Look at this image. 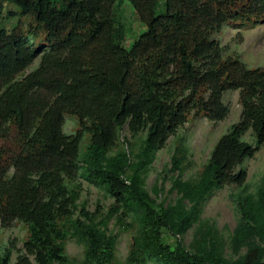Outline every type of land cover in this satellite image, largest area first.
I'll return each mask as SVG.
<instances>
[{
	"label": "trees",
	"instance_id": "trees-1",
	"mask_svg": "<svg viewBox=\"0 0 264 264\" xmlns=\"http://www.w3.org/2000/svg\"><path fill=\"white\" fill-rule=\"evenodd\" d=\"M123 1L0 0V112L16 122L25 145L17 152L0 150V223L21 221L29 231L27 254L14 264H32L31 256L37 264H66L73 230L86 239L88 264H120L109 220L96 221L85 207L86 222L73 218L80 193L67 182L81 170L114 198L109 216L125 224L130 211L140 213L126 264H147L146 254L161 264H264V184L256 196L238 200L241 223L231 244L236 254L247 247L244 256L224 257L212 228L196 240L194 252L181 241L215 190L245 184L242 166L264 145V67L223 58L212 39L230 23L264 21V0H126L145 26L129 48ZM5 3L33 18L42 45L5 34ZM44 47L68 64L64 73L50 72V78H35L25 93L5 95L9 76L25 71ZM228 91H239L241 120L218 140L197 181L182 178L177 149L172 189L180 198L158 202L143 178L154 152L190 116L224 120ZM36 93L41 98L34 106L29 98ZM67 114L80 122L72 135L63 131ZM125 127L145 134L139 150L110 155ZM250 129L254 143L243 139ZM85 134L90 139L81 159ZM164 232L176 239L174 246L164 241ZM11 257V250L0 248V264H13Z\"/></svg>",
	"mask_w": 264,
	"mask_h": 264
},
{
	"label": "rangeland",
	"instance_id": "rangeland-1",
	"mask_svg": "<svg viewBox=\"0 0 264 264\" xmlns=\"http://www.w3.org/2000/svg\"><path fill=\"white\" fill-rule=\"evenodd\" d=\"M123 8L128 30L125 46L129 48L140 33L145 30V26L134 12L131 4L126 0L123 1ZM34 25L33 18L22 15L15 5L4 4V19L1 27L7 36L27 37L30 44L38 47L42 45L39 39L44 36L39 30L34 29ZM212 39L220 43L223 58H237L250 68L264 67V21L253 24L230 23L215 32ZM49 50L48 47H44L25 71L14 72L10 75L3 84V91L5 90L6 93L4 94L7 95L9 92L19 96L22 91L25 93L26 87L31 88L34 85L32 81L35 78H50V72L56 73L55 75L63 74L68 64L60 61L61 59L55 54L49 53ZM42 66L44 67L42 68ZM46 69H49V72ZM37 98H41V96L36 93L29 99ZM37 101L34 100V106H37ZM223 101L229 108V114L224 120L211 121L203 116H190L188 122L180 127L176 134L170 136L165 146L154 152L152 162L145 170L143 178L145 187L158 202L173 204L180 198L179 194L172 189L173 181L178 176V172L171 170L172 158L177 149H180L183 155L182 178L197 181L218 140L241 120L242 106L239 100V91L226 92ZM80 128L79 119L74 115L67 114L63 127L64 133L72 135L78 132ZM144 138V133L133 135L125 127L110 155H115L121 151L136 152ZM89 139L90 135L85 134L80 150L81 159H83ZM243 139L249 143H254L251 129L248 130ZM24 146V140L16 122L0 112V150L10 149L17 152ZM242 167L247 171L245 184L241 186L231 184L215 190L204 203L200 220L181 237V241L187 250L194 252L196 240L206 230L212 228L214 238L219 243L224 257L234 260L245 255L247 247L236 254L231 244L232 237L241 223L238 200L245 195L256 196L258 189L264 184V145L252 158L247 159ZM67 183L80 193L76 207L73 209V218L86 222L85 217L81 214V208L85 207L96 221L109 220V232L117 239L115 259L120 264H126L133 240L139 234L140 213L130 211L125 224L119 223L116 216H109V210L115 203L114 198L104 187L87 181L83 175V170L80 171L77 179L68 180ZM87 222L89 223V221ZM28 237V226L25 223L15 221L10 226H3L0 223V248L2 251L11 250L13 264L18 261L20 256L27 254L24 244ZM164 241L174 246L176 239L164 232ZM86 250L85 237L73 230L67 242L68 261L66 264H88ZM146 259L147 264H161L156 257L150 254H146ZM31 261L32 264H37L34 256H31Z\"/></svg>",
	"mask_w": 264,
	"mask_h": 264
}]
</instances>
